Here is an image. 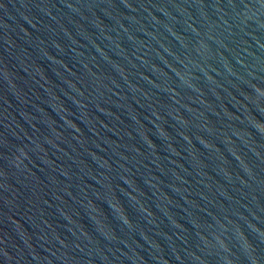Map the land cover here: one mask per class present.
<instances>
[{
	"label": "water",
	"instance_id": "1",
	"mask_svg": "<svg viewBox=\"0 0 264 264\" xmlns=\"http://www.w3.org/2000/svg\"><path fill=\"white\" fill-rule=\"evenodd\" d=\"M0 264H264V0H0Z\"/></svg>",
	"mask_w": 264,
	"mask_h": 264
}]
</instances>
